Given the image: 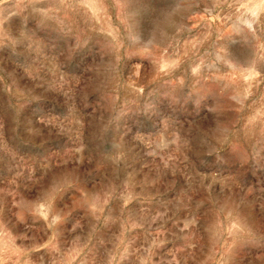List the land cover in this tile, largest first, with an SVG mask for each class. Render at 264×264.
Masks as SVG:
<instances>
[{
	"label": "rangeland",
	"instance_id": "obj_1",
	"mask_svg": "<svg viewBox=\"0 0 264 264\" xmlns=\"http://www.w3.org/2000/svg\"><path fill=\"white\" fill-rule=\"evenodd\" d=\"M0 264H264V0H0Z\"/></svg>",
	"mask_w": 264,
	"mask_h": 264
}]
</instances>
